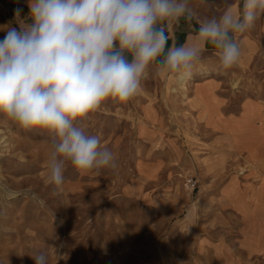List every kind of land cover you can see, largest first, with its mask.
<instances>
[{"label": "rangeland", "instance_id": "rangeland-1", "mask_svg": "<svg viewBox=\"0 0 264 264\" xmlns=\"http://www.w3.org/2000/svg\"><path fill=\"white\" fill-rule=\"evenodd\" d=\"M229 4L242 15L241 0H189L198 27ZM234 36L230 69L205 50L186 89L151 66L132 99H106L83 124L116 167L69 162L61 186L48 182L51 133L0 113V264L40 251L49 264H264V133L252 137L264 127V14Z\"/></svg>", "mask_w": 264, "mask_h": 264}, {"label": "clouds", "instance_id": "clouds-1", "mask_svg": "<svg viewBox=\"0 0 264 264\" xmlns=\"http://www.w3.org/2000/svg\"><path fill=\"white\" fill-rule=\"evenodd\" d=\"M199 22L192 42L169 44V29L191 20L189 0H29L31 23L9 27L0 40V113L19 127L51 133L48 182L64 183L67 163L83 172L115 168L114 153L83 120L106 99L127 102L155 66L191 78L202 47L218 49L222 69L238 64L243 33L264 14V0H241ZM23 10H14L17 17ZM49 264L47 252L33 255Z\"/></svg>", "mask_w": 264, "mask_h": 264}, {"label": "crops", "instance_id": "crops-1", "mask_svg": "<svg viewBox=\"0 0 264 264\" xmlns=\"http://www.w3.org/2000/svg\"><path fill=\"white\" fill-rule=\"evenodd\" d=\"M18 4V8H21L23 11L21 12L20 16L17 17L15 15V12H9L8 10H5L2 12L0 9V40H2V36L6 33V30L9 27H16L19 30L20 23H31L30 18V9H29V0H18L16 2ZM196 29H198V24L196 20L193 18L189 21L184 18H181L179 23L175 24L172 28L169 29V44L170 45H180L186 42H192V39L196 35ZM202 51L205 50H217L213 45L211 44H204L201 45ZM219 51V50H218ZM258 128V127H257ZM221 131H215L219 132ZM225 132H228L224 130ZM253 133H256L254 136H257V138L263 139L264 136H258L257 133H264V127L262 129L257 131H252ZM240 151H247V153L251 156H253L249 150H240ZM256 151V150H254ZM256 152H254L255 155ZM244 195V194H243ZM244 197L248 200L247 196L244 195ZM234 210V209H233Z\"/></svg>", "mask_w": 264, "mask_h": 264}, {"label": "built area", "instance_id": "built-area-1", "mask_svg": "<svg viewBox=\"0 0 264 264\" xmlns=\"http://www.w3.org/2000/svg\"><path fill=\"white\" fill-rule=\"evenodd\" d=\"M5 35H6V33L3 35V38H4ZM185 185H186V188L190 192H193L198 187V181L193 176H191V177L186 179Z\"/></svg>", "mask_w": 264, "mask_h": 264}, {"label": "bare ground", "instance_id": "bare-ground-1", "mask_svg": "<svg viewBox=\"0 0 264 264\" xmlns=\"http://www.w3.org/2000/svg\"><path fill=\"white\" fill-rule=\"evenodd\" d=\"M191 78H189V79H186V80H183V81H181V80H179L180 82H181V84H182V86H183V89H186L187 88V83H189V80H190ZM169 80H174V76L172 75V78L170 79L169 78ZM174 84V83H173ZM169 87V86H168ZM171 90V89H170ZM200 95H201V93H200ZM202 96V95H201ZM203 98V97H202ZM251 117H253V116H251ZM251 117H250V119H251ZM250 119L249 120H247L246 122H250L249 123V125H248V123H247V125H244L245 127V129H247V128H251V126L252 125H250L251 124V121H250ZM262 125V124H261ZM232 136H234V135H232ZM237 140H239V138L237 139ZM230 144V143H229Z\"/></svg>", "mask_w": 264, "mask_h": 264}, {"label": "water", "instance_id": "water-1", "mask_svg": "<svg viewBox=\"0 0 264 264\" xmlns=\"http://www.w3.org/2000/svg\"><path fill=\"white\" fill-rule=\"evenodd\" d=\"M2 1L5 7L7 8V10L11 13L14 12L16 8H18V4L14 1H10V2H6L5 0H2Z\"/></svg>", "mask_w": 264, "mask_h": 264}]
</instances>
